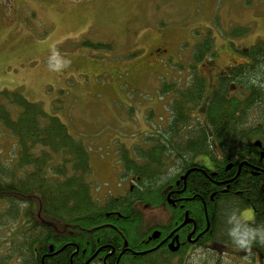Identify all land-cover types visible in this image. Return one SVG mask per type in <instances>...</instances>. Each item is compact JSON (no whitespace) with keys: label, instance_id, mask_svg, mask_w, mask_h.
<instances>
[{"label":"rangeland","instance_id":"rangeland-1","mask_svg":"<svg viewBox=\"0 0 264 264\" xmlns=\"http://www.w3.org/2000/svg\"><path fill=\"white\" fill-rule=\"evenodd\" d=\"M242 27L244 33L234 30ZM206 37L213 55L195 63V45ZM263 38L264 0H0V91H18L40 104L83 142L92 193L104 203L128 189L124 157L142 164V150L165 135L174 88L186 86L197 68L211 73L210 62L221 70L242 61L239 47ZM208 81L207 93L214 82ZM164 84H172L169 91ZM17 109L12 106V115ZM258 113L248 117L247 128L259 126ZM16 150V139L0 126V164L15 167ZM156 208H143L139 231L167 218L149 213ZM6 210L1 200L0 264H21L10 243L16 245L30 226ZM195 250L189 264L220 262L215 252ZM231 259L226 256L224 264ZM244 259L251 257L237 264H251Z\"/></svg>","mask_w":264,"mask_h":264},{"label":"trees","instance_id":"trees-1","mask_svg":"<svg viewBox=\"0 0 264 264\" xmlns=\"http://www.w3.org/2000/svg\"><path fill=\"white\" fill-rule=\"evenodd\" d=\"M245 29L242 27L234 30L241 34ZM243 53L248 62L237 67L232 66L230 78L220 79L216 90L206 98L210 129L214 137L221 139L226 146L237 144L254 130V125L246 127L248 117L254 116V91L259 103L264 104V93L260 83L264 82V44L258 45L256 55L254 47ZM211 54L213 55L212 39L206 37L195 45L194 62H200L205 55ZM254 57L258 70H254ZM229 81L236 85L233 92L227 88ZM163 86L164 92L170 90V85ZM204 90V80L197 72H193L186 86L173 90L177 99L171 102L172 114L167 126L172 131L169 135L172 140L174 139V148L182 152H186L187 149H184L180 142H176L175 138L189 127L187 121L192 120V107L204 104ZM12 106L18 108L15 116L12 115L14 111ZM258 114L260 121L258 119L257 130L264 132V106ZM0 126L10 133L17 143L16 166L0 164V176L10 179L5 181L0 178L2 184L0 201L7 204L6 212L12 219L22 215L30 226L19 233V238L14 240L16 245L10 243L12 253L19 256L21 264H40L39 260L34 259L33 252L42 254L49 251L50 246L52 250L59 251L54 254L56 258L53 260L45 259V264H68V254L75 247L93 251L95 247L107 244L108 240L117 236V230L130 245L136 246L139 236L137 227L141 221L143 208L157 205L162 196L163 182L157 174L151 172V167L160 161L158 156L163 155L167 159L170 154H175V150L170 148L166 141L158 138L152 148L142 150L140 155L145 160L140 165L130 157H124L127 173L123 175L132 173V176L137 175L140 179L137 186H134L127 195H132L131 198L117 196L100 203L94 197L91 183L88 181L90 174L88 151L80 139L69 133L67 126L57 116L45 113L40 104L27 100L18 91L2 90ZM184 144L187 148L192 147L191 144L194 143ZM194 148L197 149V146ZM130 163L134 164V170L130 169ZM226 207L223 202L218 205L220 217ZM195 210L201 212L198 208ZM209 218L212 222L210 214ZM215 218L213 217V222L218 228L222 220L221 218L214 220ZM197 220L203 223L201 213ZM108 224H112L117 230L111 229ZM244 234H248L244 236L245 245L241 244L242 241L231 242L239 247L254 243V254L259 256L258 264H264L262 198H258L257 204L254 205V229L249 226L248 229H244ZM199 249L207 251L204 248ZM173 258L174 255L171 254L161 256V252L148 251L147 255L132 257L129 262L172 264L175 261ZM182 260L181 257L178 263L181 264ZM209 264L221 263L217 260Z\"/></svg>","mask_w":264,"mask_h":264},{"label":"flooded vegetation","instance_id":"flooded-vegetation-1","mask_svg":"<svg viewBox=\"0 0 264 264\" xmlns=\"http://www.w3.org/2000/svg\"><path fill=\"white\" fill-rule=\"evenodd\" d=\"M260 43L264 44V38L254 39L252 44L241 46L239 49L246 53L250 47H254V55H256ZM244 62H248L246 55L242 61L233 60L221 70H217L210 62L209 67L212 72L209 74L207 72V74H202L198 71L197 66L195 67L197 74L204 80L203 99L205 102L196 107L190 106L193 112L197 109L194 112L197 119L192 118L191 115L194 122L187 121L189 127L181 132L183 133L182 137L180 134L176 137V142H180L184 149H187L186 152L174 148V139L172 140L169 135V133L172 134L167 126L172 114L171 102L177 99L174 92L171 93L168 101L171 114L166 117L167 120L162 125V128H165L161 129V132L165 135L160 138L175 150V154H170L167 159L163 155L158 156L160 161L151 167V172L159 176L163 185L160 203L154 205L157 208L149 212L165 214L167 218L161 222L150 223L143 231L137 229L139 236L136 246L130 245L119 233V230L112 224H108L111 229L118 231V235L108 240L107 244L95 247L93 251H89L87 248L80 250L79 247H75L68 254V264H73V262L75 264H131L129 261L132 257L145 256L148 250L150 253L161 252V256L174 255L173 260L175 261L172 264H179L178 261L181 257L183 258L181 264H188L187 259L196 251L195 249L199 248H204L210 254L215 252V256L220 259L222 264L225 263L226 256H231V264H237L243 256L251 257L250 262L244 259L245 263L254 264V243L239 247L231 241H242L241 244H244V236L248 235L244 234V229H248L249 226L254 229V205L257 204L258 198H262L264 201V132L254 128L253 131H250L249 136L244 137L237 144L226 146L221 139L214 137L210 129L206 103V98H209L213 90H216L218 81L230 78L231 67H237ZM254 70H258L255 57ZM254 79L257 80V78ZM208 80L214 82L207 93ZM167 85L172 86V84ZM234 87L236 85L229 81L227 88L230 92L234 91ZM255 92L254 114H257L264 104L259 103ZM201 112L204 117L199 120L198 113ZM195 121L197 123L194 126ZM165 129L167 131L164 132ZM184 143L196 145L191 144L192 147L186 148ZM195 146L197 149L194 148ZM197 157L199 159H196ZM132 165V167L129 165L130 169L134 170V164ZM127 176H129L128 189L125 190L127 193L124 192L120 195L124 199L132 197V195H127L140 180L137 175L127 174ZM222 202L227 207L222 211L220 217L218 205L220 206ZM163 207H167V209ZM195 208L201 210L203 223L198 222L200 213ZM209 214L212 217V222ZM213 217H216L214 220L221 218L222 226L219 225L217 228ZM214 245L219 246L215 251L211 249ZM50 247L49 251L42 254L33 252L34 259L39 260L40 264H45V259L56 258L54 254L59 250H52ZM236 256L239 259H233ZM150 264L157 263L150 262Z\"/></svg>","mask_w":264,"mask_h":264},{"label":"bare ground","instance_id":"bare-ground-1","mask_svg":"<svg viewBox=\"0 0 264 264\" xmlns=\"http://www.w3.org/2000/svg\"><path fill=\"white\" fill-rule=\"evenodd\" d=\"M190 194V193H189ZM136 221V220H135ZM229 242V241H228ZM139 249V248H138ZM128 256V255H127Z\"/></svg>","mask_w":264,"mask_h":264},{"label":"water","instance_id":"water-1","mask_svg":"<svg viewBox=\"0 0 264 264\" xmlns=\"http://www.w3.org/2000/svg\"><path fill=\"white\" fill-rule=\"evenodd\" d=\"M50 249H51V247H50ZM149 251V250H148ZM142 253H144V252H142Z\"/></svg>","mask_w":264,"mask_h":264}]
</instances>
